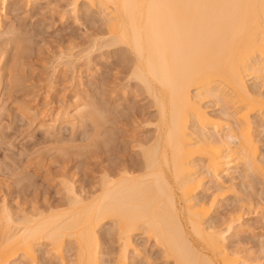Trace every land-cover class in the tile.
I'll return each mask as SVG.
<instances>
[{
	"label": "bare ground",
	"instance_id": "6f19581e",
	"mask_svg": "<svg viewBox=\"0 0 264 264\" xmlns=\"http://www.w3.org/2000/svg\"><path fill=\"white\" fill-rule=\"evenodd\" d=\"M81 3L102 15L106 45L132 55L130 78L157 111L155 135L139 143V162L104 168L87 193L68 184L61 203L20 215L4 201L0 264H37L43 245L60 264H128L141 254L133 240L139 234L172 264H264L240 262L228 245L239 216L222 226L210 220L233 167L264 181L255 140L264 127V94L247 83H264V0H70L72 14ZM79 106L75 99L73 108L40 114L38 128L66 122L74 129L99 118L93 107ZM209 184L211 197H199ZM108 223L121 241L112 262L102 258L99 237Z\"/></svg>",
	"mask_w": 264,
	"mask_h": 264
},
{
	"label": "rangeland",
	"instance_id": "374dc122",
	"mask_svg": "<svg viewBox=\"0 0 264 264\" xmlns=\"http://www.w3.org/2000/svg\"><path fill=\"white\" fill-rule=\"evenodd\" d=\"M69 2L1 4L0 206L5 201L16 215L64 201L68 184L82 193L93 190L104 168L139 162V143L155 135L157 111L145 90L130 78L132 55L122 46L106 45L98 9L81 3L78 13L72 14ZM258 81L250 78L247 83L264 94V83ZM75 99L100 114L96 124L87 117L86 126L76 124L75 130L66 122L49 132L38 128L40 114L73 108ZM219 105L211 109L220 110ZM256 136L258 157H264V127ZM245 172L233 167L224 177L225 193L210 220L222 226L228 216H239L236 226L241 227L228 245L236 249L240 262L256 263L264 260V181ZM210 185L199 197H211ZM99 232L102 258L112 262L121 243L118 234L110 223ZM133 240L141 254L130 257L128 264H172L152 238L139 234ZM43 246L37 264H60ZM71 252L66 253L67 260H73Z\"/></svg>",
	"mask_w": 264,
	"mask_h": 264
}]
</instances>
